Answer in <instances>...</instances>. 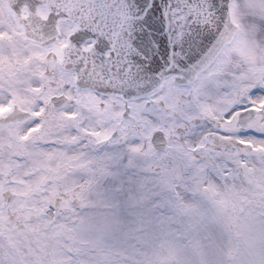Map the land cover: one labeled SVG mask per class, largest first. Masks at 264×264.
Returning a JSON list of instances; mask_svg holds the SVG:
<instances>
[{
  "label": "snow or ice",
  "instance_id": "6c2138e0",
  "mask_svg": "<svg viewBox=\"0 0 264 264\" xmlns=\"http://www.w3.org/2000/svg\"><path fill=\"white\" fill-rule=\"evenodd\" d=\"M0 264H264V0H0Z\"/></svg>",
  "mask_w": 264,
  "mask_h": 264
}]
</instances>
